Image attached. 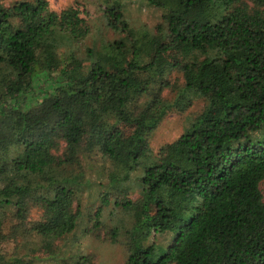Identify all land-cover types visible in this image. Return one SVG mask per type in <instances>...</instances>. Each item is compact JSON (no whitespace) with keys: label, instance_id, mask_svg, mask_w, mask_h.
<instances>
[{"label":"trees","instance_id":"obj_1","mask_svg":"<svg viewBox=\"0 0 264 264\" xmlns=\"http://www.w3.org/2000/svg\"><path fill=\"white\" fill-rule=\"evenodd\" d=\"M146 2L160 11L157 33L105 0L122 35L80 58L74 44L90 26L78 9L0 0V209L23 220L39 208L31 230L46 245L73 232L91 187L76 145L89 137L107 181L87 231L120 242L125 264H264V0ZM199 98L202 110L154 153L161 120ZM106 210L130 221L108 225Z\"/></svg>","mask_w":264,"mask_h":264},{"label":"rangeland","instance_id":"obj_2","mask_svg":"<svg viewBox=\"0 0 264 264\" xmlns=\"http://www.w3.org/2000/svg\"><path fill=\"white\" fill-rule=\"evenodd\" d=\"M10 0H4L7 4ZM50 10L59 12L65 8L78 9L80 16L89 24L88 37L75 43V52L78 57H84L86 46L98 44L105 40H112L122 34L114 31L107 25L105 19V0H47ZM126 20L134 28L145 27L152 33H157V25L162 24L160 11L149 5L146 0H121ZM171 82L181 85L183 80L181 73L171 70L169 73ZM163 96L173 100L175 94L170 89L163 91ZM205 101L195 99L183 111L171 110L161 120L159 125L149 136V144L155 153L159 146L175 140L187 126L192 117L196 116L203 108ZM131 130L127 129V132ZM76 150L86 176L91 179V187L84 193L82 199L83 217L80 218L75 230L62 238L55 239L51 245H46L31 230L32 223L40 217L41 210L31 206L28 215L20 220L15 216L14 209L6 206L0 209V264L13 258L22 260L21 264H75L78 257L83 254H91L93 264H125L126 252L120 242L105 240L104 229L99 234L93 235L87 231V214L95 210L96 197L106 183L104 159L99 155L89 137H85L76 145ZM264 197V181L261 183ZM133 197L138 195V187L135 186L131 193ZM104 214L105 222L110 225L118 218L123 217L127 222L129 217L122 213Z\"/></svg>","mask_w":264,"mask_h":264}]
</instances>
